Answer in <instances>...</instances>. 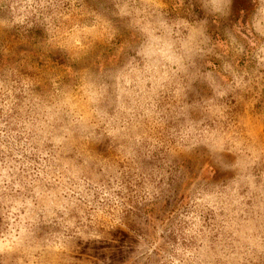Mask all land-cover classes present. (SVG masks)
<instances>
[{"label":"rangeland","instance_id":"1","mask_svg":"<svg viewBox=\"0 0 264 264\" xmlns=\"http://www.w3.org/2000/svg\"><path fill=\"white\" fill-rule=\"evenodd\" d=\"M0 264H264V0H0Z\"/></svg>","mask_w":264,"mask_h":264}]
</instances>
